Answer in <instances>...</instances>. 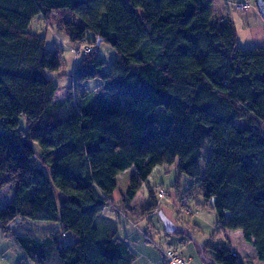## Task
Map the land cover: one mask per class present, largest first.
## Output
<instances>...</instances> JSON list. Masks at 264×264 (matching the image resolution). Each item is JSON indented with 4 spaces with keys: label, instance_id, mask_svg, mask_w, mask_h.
<instances>
[{
    "label": "trees",
    "instance_id": "1",
    "mask_svg": "<svg viewBox=\"0 0 264 264\" xmlns=\"http://www.w3.org/2000/svg\"><path fill=\"white\" fill-rule=\"evenodd\" d=\"M126 1L0 0V200L9 197L0 229L34 264H135L99 213L113 205L121 172L133 167L141 185L156 165L175 164L203 197L196 205L220 229L240 230L264 263V45L241 47L213 0ZM35 15L72 43L92 35L63 99L62 49L29 30ZM102 43L116 51L110 63L98 59ZM148 189L154 210L162 197ZM121 195L133 213L136 189ZM17 219L57 226L35 238L15 233ZM200 251L206 264H239L232 247Z\"/></svg>",
    "mask_w": 264,
    "mask_h": 264
},
{
    "label": "rangeland",
    "instance_id": "2",
    "mask_svg": "<svg viewBox=\"0 0 264 264\" xmlns=\"http://www.w3.org/2000/svg\"><path fill=\"white\" fill-rule=\"evenodd\" d=\"M127 5V1L124 0ZM241 3L242 6H238ZM212 7L216 17L223 16L230 18L237 30L238 43L243 48H250L255 45H264V20L261 18L254 0H213ZM42 20L41 15H35L31 20L29 30L34 33L47 36V45H53L56 42L57 46L62 49L61 54V69L55 74V82L58 84L55 92L56 99L66 97L70 89V76L74 65L87 51L91 48L88 42H92V35L89 34L84 42L72 43L69 41L66 34L54 26L52 29L47 26L50 24ZM98 59L110 63L116 56V51L107 43H102L97 53ZM108 66V65H107ZM98 80H90L87 82L88 87H93ZM79 88L74 87L75 95ZM75 100L67 104L58 113V117L64 119L74 110ZM21 126H25L24 116L20 117ZM155 146L159 142V138L153 140ZM34 147L40 153L39 146L34 142ZM203 158L200 161L201 169L205 170V158L208 155L210 146L206 143ZM161 168L156 165L149 177L148 182L152 186L154 193L157 190H164L163 201L168 213L164 210H148L146 209L152 201L148 182L141 185H136L134 177V168L130 167L118 175L119 186L113 192L115 204L101 211V223L106 225L111 231L115 229V234L121 239H125L131 245L133 251L137 255L135 264H164L162 251L168 246L176 248L180 253H188L190 260L187 264H197L203 262L200 246L204 244H215L216 246L232 247L239 254V264H264L259 261L254 247L247 242L240 230H222L216 225L217 215L207 205L197 206L193 204L192 211H187V206L182 204L180 199L181 193H188L191 189L192 179L178 173L175 164L164 165ZM181 176V177H180ZM136 185V186H135ZM180 186L181 190H176L174 199L171 202L166 199L170 188L177 189ZM128 187L136 189V197L130 201L129 207L134 209L132 214L129 213L128 206L123 205L121 192H125ZM193 193L201 195L199 191L193 189ZM192 195V194H191ZM9 197L2 196L0 206L7 203ZM200 202H204L200 196ZM189 204V203H188ZM132 205V206H131ZM208 205L213 206L211 199ZM190 206V204H189ZM156 208V207H155ZM181 210V212H180ZM192 212V213H191ZM163 214V215H162ZM54 222L35 221L30 219H17L13 224V230L18 234H26L35 238H43L45 233L56 227ZM67 236V242L68 240ZM206 253H211V249H206ZM183 254V255H184ZM186 254V256H188ZM57 264L58 261H56ZM0 264H34L24 258L23 252L16 243L13 236L3 233L0 229Z\"/></svg>",
    "mask_w": 264,
    "mask_h": 264
},
{
    "label": "crops",
    "instance_id": "3",
    "mask_svg": "<svg viewBox=\"0 0 264 264\" xmlns=\"http://www.w3.org/2000/svg\"><path fill=\"white\" fill-rule=\"evenodd\" d=\"M46 35L47 36H45L46 37V39H47V37H48V31H47V33H46ZM174 165V164H173ZM161 168H163V167H165V166H160ZM175 167V166H174ZM151 176V175H150ZM181 177V176H180ZM134 178L136 179V177H135V172H134V177L132 178L133 180H134ZM151 183L150 182H148V188H152V186L150 185ZM136 185L138 186L139 185V183H137V181H136ZM192 186V185H191ZM192 188V187H191ZM176 190H181V188H180V186H177V189H176V187L175 188H170V190L168 191V195H167V197H166V199H168V201L169 202H171V200H173L174 198V196H175V194H176ZM188 191V193H181V195H180V199L182 198V200H183V202H182V204L184 203V201H186L187 203H189L190 205H191V207L193 208V204H199V203H203V202H200V196L201 195H196L195 193H193V190H191V189H189V190H187ZM137 192V191H136ZM192 194V195H191ZM113 195H114V193H112L111 194V197L113 198ZM136 196H134V198H135ZM113 200H114V198H113ZM132 202V201H131ZM163 201H161V200H159L158 202H157V206H156V208H155V210H160L161 209V212H163V210L166 212V213H168V210H167V208H166V206H165V204H161ZM113 203L115 204V201H113ZM200 207V206H199ZM192 211V210H191ZM130 213H131V211H129ZM180 212H181V210H180ZM214 212V211H213ZM132 214V213H131ZM163 215V214H162ZM214 221H216V225H217V219H215L214 218ZM218 226V225H217ZM128 242V241H127ZM189 253V252H188ZM188 253H186V254H188ZM184 254V253H183ZM186 254H184V256L188 259V260H190L191 258L189 257L190 255V253L188 254V256H186ZM190 259H189V258ZM137 259V258H136ZM136 261V260H135ZM197 264H206V263H204V262H199V263H197Z\"/></svg>",
    "mask_w": 264,
    "mask_h": 264
},
{
    "label": "built area",
    "instance_id": "4",
    "mask_svg": "<svg viewBox=\"0 0 264 264\" xmlns=\"http://www.w3.org/2000/svg\"><path fill=\"white\" fill-rule=\"evenodd\" d=\"M238 6H242L241 3H238ZM91 48H87V51H84L85 53L89 52ZM163 193L164 190H159L158 194L160 197H163ZM184 206H187L188 208H186L187 211L191 210L189 204L184 201L183 203ZM165 260L167 264H187V260L185 258L184 255H182L176 248H169L166 251V256H165Z\"/></svg>",
    "mask_w": 264,
    "mask_h": 264
},
{
    "label": "water",
    "instance_id": "5",
    "mask_svg": "<svg viewBox=\"0 0 264 264\" xmlns=\"http://www.w3.org/2000/svg\"><path fill=\"white\" fill-rule=\"evenodd\" d=\"M254 2L261 18L264 20V0H254ZM97 43H100V40Z\"/></svg>",
    "mask_w": 264,
    "mask_h": 264
}]
</instances>
